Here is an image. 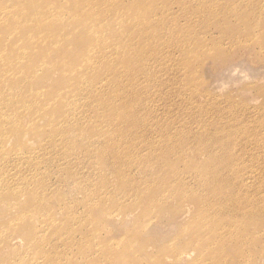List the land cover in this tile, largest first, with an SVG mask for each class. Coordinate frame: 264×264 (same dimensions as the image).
<instances>
[{"label":"bare ground","instance_id":"bare-ground-1","mask_svg":"<svg viewBox=\"0 0 264 264\" xmlns=\"http://www.w3.org/2000/svg\"><path fill=\"white\" fill-rule=\"evenodd\" d=\"M227 2L229 6L223 7ZM174 5L180 7L182 16H190L183 17L184 23H177V13L170 14ZM237 7L241 8V18ZM196 10L212 21L218 18L219 23L251 18L246 29L255 25V35H260L256 49L264 58V0H0V264H79L74 256L67 257L77 244L66 230L83 231L80 228L87 220L62 202L61 185L53 191L61 217L57 219L52 213V203L47 200L50 172L42 174L45 163L62 164L65 169L71 164L69 169H74L77 178L82 167L94 159L100 164L96 172L109 167L117 178L126 179L135 167L146 179L144 183L155 188L160 176L157 168L167 170L177 160L184 164L189 160L183 154L187 151L184 142H169L176 132L188 128L189 119L179 116L172 105L183 101L176 102L173 97L178 98L189 78H196L205 67L204 55L209 51L203 41L195 42L196 37L207 36L209 26L199 16L194 19ZM239 31L233 30L236 34ZM219 33L228 37L232 31L225 27ZM230 38L233 40L226 39V45L241 50V41L233 35ZM181 75L185 77L178 81ZM195 96L196 91L190 104ZM199 123L205 128L202 121ZM217 129L222 132L224 126ZM197 142L203 152L213 143ZM11 144L14 153L9 154ZM27 147L29 169L21 170L16 162L25 156L21 150ZM108 158L114 163L110 165ZM249 161L257 162L252 156ZM247 169H242L241 178L222 174L219 169L207 171L204 184H218L207 194L219 189L228 195L222 202L212 204L211 196L189 198L204 202L209 206L206 212L212 211L214 217L230 212L229 217L235 219L245 212L249 219L264 220L262 202L251 199L241 210L245 202L237 196L247 197L255 188L264 191V173ZM247 175L256 179L255 187L245 183L242 177ZM70 176L60 179L65 187L74 179ZM169 183L174 184L172 177L163 185ZM130 185L133 183H126L122 190ZM180 194L179 199L187 197L184 191ZM114 197L112 193L116 200ZM130 202L128 207H119L127 217L128 208H141L139 204L134 207L136 200ZM89 205L85 204L88 213L95 208ZM36 212L43 216L37 227L32 218ZM200 216L203 226L208 216L202 211ZM228 228L241 229V222L230 220ZM50 229L52 239L48 237ZM6 250L11 253L4 254ZM79 255L84 252L79 251ZM183 255L190 258L189 252ZM204 256L201 248V259ZM262 258L252 264H260ZM113 263L122 264L117 256L87 264Z\"/></svg>","mask_w":264,"mask_h":264},{"label":"rangeland","instance_id":"rangeland-1","mask_svg":"<svg viewBox=\"0 0 264 264\" xmlns=\"http://www.w3.org/2000/svg\"><path fill=\"white\" fill-rule=\"evenodd\" d=\"M222 5L223 7L229 6L228 2ZM170 10L171 15L172 12L178 14V24L184 23L183 17H190L182 16L178 5L172 6ZM240 10V7L236 8V11L240 13L239 18H241ZM195 16L209 23L207 36L195 38V42L203 41L209 48L204 55L207 56L205 67L198 71L196 78L192 79L195 81L189 78V84H183L185 88L180 89V94H178L182 96L173 97L176 102L177 100L183 102L178 105L170 102L174 104L172 106L178 111L179 116H183L184 121L186 117L189 118L186 121L188 128L185 130L179 132L170 130L176 133L173 135L175 139L169 144L178 145L183 142L184 145L186 144L187 151L183 154L189 160L185 161V164L177 160L168 167L169 169L166 168L167 170L154 168L160 173L155 188H151L154 184L144 183L146 179L139 175L135 167L130 170L126 179L123 176L119 178L114 176L109 171L111 170L109 167L96 172L100 164L95 159L92 160L93 164L91 162L90 165L89 162L82 167L81 177L78 176V178L75 177L74 169H69L71 164L66 169L61 167L62 164H53V162L45 163L43 166L42 174L46 170L50 172L47 180L49 190L51 188V192L48 190L51 199L47 197V200L52 203L51 206L54 209L52 213L55 217L59 219L61 214L56 209V203L59 202L53 191L61 185L62 188L58 187V189L63 191L62 202L73 207L75 211L77 210V216H82L87 220L80 228L83 231L66 230L67 235H73L74 242L77 244L76 249L68 253L67 257L74 256L79 264H87L88 261L104 263L109 256L111 258L117 256L122 264H252L257 258L264 257V220L249 219L245 212L237 214L235 219L229 217L230 212L226 214L219 212L218 217H214L212 211L206 212L209 206L204 202L200 204L201 201L196 202L189 198L192 195L202 198L211 196L212 204L222 202L227 198L228 195L220 193L219 189L215 193L207 194L211 188L218 185L211 182L204 184L207 171L219 169L222 174H238L240 178L242 169L248 168L247 170L251 169L255 173L258 169L264 173V58L255 45L260 35H255V25L246 29L251 19L248 17H246L247 20L241 22L233 18L219 23L218 18L212 21V18H208L201 10H196L193 13L194 19ZM260 18L254 20L253 24H256ZM220 27H226L232 31V34H227L228 37L220 35ZM233 30H240V33L236 34ZM232 35L241 41L243 45L241 50L232 48V44L226 45V39L233 40L230 38ZM216 41L220 43L216 47L211 46L212 42L214 44ZM184 77L181 75L178 81ZM195 91L196 96L190 104V96ZM202 109V113L199 112ZM199 121H202L205 128ZM223 126V131L218 132L217 128ZM195 136L203 137L197 139ZM218 139L222 141L217 144ZM198 140L208 141V144L212 141L213 143L208 145V151L203 152L200 146H196ZM35 147L36 144L31 149ZM8 149L7 153H14L13 144L9 145ZM28 150V147L21 150L25 156L16 162L21 170L29 169V162L25 160L29 157ZM220 151L221 154H219ZM251 156L256 158L258 163L250 162ZM107 161L110 165L111 162L114 163L111 158ZM16 163H10L8 166L12 168ZM0 167L3 168L1 165ZM174 174L178 178L174 179ZM70 175L74 179L70 180L71 182L65 187V181L60 179H67L71 177ZM248 176L242 178L246 184L255 187L256 179ZM171 177L174 184L172 186H170L171 183L163 185V182ZM56 182L58 184L55 186ZM129 182L133 185L122 190V187ZM82 187H85L86 191H90L91 194L88 196ZM142 190L144 192H141ZM182 191L187 194L183 200L178 198ZM112 193L115 194L116 200L111 198ZM247 195V197L237 196L238 201L245 202L241 204V210L244 211L243 208L250 205L251 199H255L258 203L262 202L264 206V191L261 189H252ZM260 198L263 199L259 200ZM19 199L21 200V197ZM132 200L137 201V204H133L134 207L139 204L141 208L133 211L128 208L130 217H127L123 209L119 207L120 205L128 207ZM85 204L93 205L94 210L88 213ZM201 211L208 216V221L203 226ZM32 218L37 221L35 225L37 227L43 216L36 212ZM230 220L240 221L241 229H229ZM50 232L51 229L48 231V237L52 239ZM201 248L205 251L202 259L200 257ZM79 251H83L84 255L80 256ZM8 252L11 253L6 250L4 254ZM184 252L190 253L189 259L184 258ZM261 260L260 264L264 258Z\"/></svg>","mask_w":264,"mask_h":264}]
</instances>
